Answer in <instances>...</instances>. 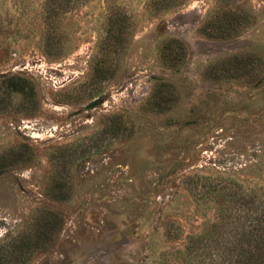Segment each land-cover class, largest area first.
<instances>
[{
  "label": "rangeland",
  "instance_id": "374dc122",
  "mask_svg": "<svg viewBox=\"0 0 264 264\" xmlns=\"http://www.w3.org/2000/svg\"><path fill=\"white\" fill-rule=\"evenodd\" d=\"M1 92L0 264H177L263 185L264 0H0Z\"/></svg>",
  "mask_w": 264,
  "mask_h": 264
},
{
  "label": "trees",
  "instance_id": "16d2710c",
  "mask_svg": "<svg viewBox=\"0 0 264 264\" xmlns=\"http://www.w3.org/2000/svg\"><path fill=\"white\" fill-rule=\"evenodd\" d=\"M236 8L220 7L212 12L205 31L219 37L237 34L242 17ZM229 182L242 190L228 192L229 185L225 188L223 184L212 192L216 217L200 234L188 237L183 251L176 252L177 264H264V180L262 186L247 188ZM229 199L233 203L228 208L224 205Z\"/></svg>",
  "mask_w": 264,
  "mask_h": 264
}]
</instances>
